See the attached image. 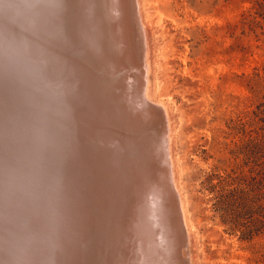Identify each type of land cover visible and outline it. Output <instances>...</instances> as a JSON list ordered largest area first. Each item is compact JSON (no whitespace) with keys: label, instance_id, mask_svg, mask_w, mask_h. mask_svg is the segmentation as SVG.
<instances>
[{"label":"bare ground","instance_id":"obj_1","mask_svg":"<svg viewBox=\"0 0 264 264\" xmlns=\"http://www.w3.org/2000/svg\"><path fill=\"white\" fill-rule=\"evenodd\" d=\"M25 2L0 0V264H167L171 244L178 264V236L160 232L163 249L155 230L177 216L163 197L169 165L177 182L174 117L153 99L156 47L130 18L137 0H60L42 29L31 10H4ZM9 19L37 37L6 53ZM146 192L155 231L140 216Z\"/></svg>","mask_w":264,"mask_h":264},{"label":"rangeland","instance_id":"obj_2","mask_svg":"<svg viewBox=\"0 0 264 264\" xmlns=\"http://www.w3.org/2000/svg\"><path fill=\"white\" fill-rule=\"evenodd\" d=\"M256 1L137 0L130 3L134 6L132 11L129 5L130 18L138 13L143 17V26L149 28L153 36L151 43L156 47L152 78L158 87L153 99L169 107L174 117L172 143L168 145L177 182L172 183L169 165V183L176 188L171 194L165 185L168 190L165 189L163 197L166 196L164 199L169 203L173 200L170 205L173 216L177 214V220L173 219L177 226L173 223V228H166L171 222L156 226L153 220L143 216L149 206L148 192L140 202L139 208L143 206L140 216L150 229L156 226L163 249L170 235L180 238L176 253L180 251L177 257L182 258L181 261L185 257V264H264V223L251 241L241 240L240 231L244 227L231 229L229 222H223L230 218L224 214L223 202L215 198L219 187H214L237 162L246 171L255 168V164L264 165V152L249 159L236 158L232 153L235 143L245 138L242 128H233V121L239 119L241 112L248 113L249 117L244 120L249 119L250 124L248 122L244 128L249 134L253 129L264 133L261 120L264 118V82L250 81L257 69L260 73L264 69V10L261 15L255 14ZM250 12L255 18L249 16ZM166 150L168 157L170 152ZM261 179L257 175L251 188L246 190L253 206H261L260 214L264 217V182ZM226 186L228 189L235 185ZM167 193L171 194V199ZM174 202L177 207L173 206ZM257 216L247 215L240 223L252 227ZM125 222L123 227L129 234ZM187 230L191 237L186 242ZM119 244L124 249L122 243ZM167 247L171 249L172 244L166 246L164 253L168 255L165 262L171 264L168 260L171 252ZM175 260L171 255V262Z\"/></svg>","mask_w":264,"mask_h":264},{"label":"trees","instance_id":"obj_3","mask_svg":"<svg viewBox=\"0 0 264 264\" xmlns=\"http://www.w3.org/2000/svg\"><path fill=\"white\" fill-rule=\"evenodd\" d=\"M255 14H260L264 10V2L257 0L255 7ZM250 17L255 18V15L250 12ZM262 81L264 82V69L263 73L257 69L254 75L250 78L252 82ZM257 114V113H256ZM239 119L233 121V128L237 129L238 127L242 128V132L245 138H242L239 142L235 143L236 149L232 153L236 158L243 157V159H249L251 157H258V154L264 152V133H260L258 130H251L250 134L246 128H244L249 119L246 121L244 117H249L248 113L241 112L239 114ZM264 122V118H261ZM263 129V128H260ZM253 132L255 136L253 135ZM256 167H251L248 171L243 168V165L239 162L235 163V167L225 172V175L221 176L219 184L214 185V187H219L218 194L215 196L218 201L223 203V211L228 219H224V223L229 222L230 228H241L240 239L251 241L255 236L260 233L262 227L260 226L264 221L262 220L263 215L260 214L261 206L254 207L253 201L250 198V193L246 189L251 188L252 181H255L257 175L264 179V165L260 167L259 164H255ZM254 174H257L254 176ZM260 181L263 183L264 180ZM226 185H235L232 188H226ZM257 214V218L254 219L252 227H245L240 223V220L244 219L245 216H254ZM229 216V217H228ZM255 223V224H254Z\"/></svg>","mask_w":264,"mask_h":264},{"label":"snow or ice","instance_id":"obj_4","mask_svg":"<svg viewBox=\"0 0 264 264\" xmlns=\"http://www.w3.org/2000/svg\"><path fill=\"white\" fill-rule=\"evenodd\" d=\"M57 5L65 7L60 0H26L25 3H8L4 5L5 12L11 17L18 10L29 9L37 18L38 27L43 28L49 21L50 17L46 14V9L50 6ZM37 33H25L20 30L18 25L11 19L6 23L3 33V52H10L12 49H20L26 40H33ZM40 40L36 38L33 44V50L38 51L37 45Z\"/></svg>","mask_w":264,"mask_h":264},{"label":"water","instance_id":"obj_5","mask_svg":"<svg viewBox=\"0 0 264 264\" xmlns=\"http://www.w3.org/2000/svg\"><path fill=\"white\" fill-rule=\"evenodd\" d=\"M164 170H165V169H164ZM162 175L164 176V171H163V174H162ZM159 202H161V201H158V202H157V205L162 206L163 204H162V203L160 204ZM158 203H159V204H158ZM156 209H157V207H156ZM178 241H179V239H178ZM178 264H182L180 260H178Z\"/></svg>","mask_w":264,"mask_h":264}]
</instances>
